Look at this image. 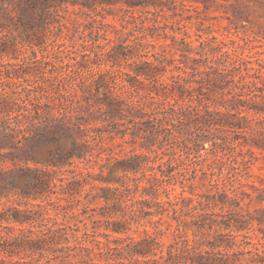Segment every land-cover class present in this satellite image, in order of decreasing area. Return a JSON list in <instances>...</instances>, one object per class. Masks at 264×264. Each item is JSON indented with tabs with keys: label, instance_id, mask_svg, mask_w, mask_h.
<instances>
[{
	"label": "trees",
	"instance_id": "1",
	"mask_svg": "<svg viewBox=\"0 0 264 264\" xmlns=\"http://www.w3.org/2000/svg\"><path fill=\"white\" fill-rule=\"evenodd\" d=\"M218 1L0 0V264H264V206L249 210L253 199L264 202V179L250 184L251 191L234 185L246 174L252 148L264 151V63L252 66L215 36L201 38L195 47L200 57H193L184 36L177 40L157 33L160 26L144 27L141 14L127 21L140 32L131 43L133 33L110 29L89 12L81 59L58 66L35 51L46 50L53 28H67L61 11L68 2L87 11L101 6L127 13L174 11L195 2L230 10L234 22L250 11L264 16V0ZM160 35L172 39L180 58L149 55L155 43L147 38ZM89 44L98 51L87 50ZM22 46L29 54L19 58ZM101 63L109 68L93 70ZM126 136L156 154L115 156L109 141ZM184 153L192 155L190 174L177 168ZM6 161L12 166H2ZM76 161L98 165L97 178L118 186L111 195L90 197L93 186L82 191L92 174L83 177L71 168ZM197 172L208 177L213 194L152 204L136 198L139 189L156 198L160 189L173 181L183 186ZM12 195L38 202L4 206L2 199ZM97 197L104 201L99 218L89 207ZM11 222L29 227L9 235L3 229L11 227L3 224ZM167 230L171 241L165 243ZM111 233L126 236L110 239Z\"/></svg>",
	"mask_w": 264,
	"mask_h": 264
},
{
	"label": "rangeland",
	"instance_id": "2",
	"mask_svg": "<svg viewBox=\"0 0 264 264\" xmlns=\"http://www.w3.org/2000/svg\"><path fill=\"white\" fill-rule=\"evenodd\" d=\"M218 2L224 3L225 1L219 0ZM156 9L158 8L150 7V10L152 11H155ZM89 12L90 14H95L96 19H100L103 22L109 24L111 26L110 29H122L125 34L128 32L133 33L129 36V43H131L132 39L139 36L140 32L134 30V24L128 23L127 21H130L131 14L135 16L141 14L142 17H147V19L143 23L144 27H150L152 25L160 26L157 29V33L166 31L168 35H174L177 40L180 39V37L184 36L185 39L190 42V47L193 48V51L189 53V55L193 57H200L198 54H196L195 47L197 46L198 41L201 38L210 39L212 36H215L217 40H221L227 43L230 48L236 49V52L242 57L252 60V66L257 67L258 62L264 63V16H261V14L258 12L250 11L249 13H246L248 20L244 19L238 22H234L232 21L233 17L231 16L230 10L225 13L224 9L216 4L210 6L207 9H204L201 4H197L195 2L186 3V6L184 8L181 6H177L174 11L167 10V8L164 7L161 11L156 13H147L144 10L140 11V9H131L127 13L123 8L120 9L119 7H106V9H103L101 6H97L93 11H87L78 2H68L66 4L65 10L61 11V14L63 15L62 22L67 25V28H63L60 31L53 28L52 32L48 34L46 40V50L42 52L41 46H35L37 56L40 57L42 54L48 55V57L54 60L56 65L58 66L64 65V63L74 62L75 59H81V54L83 53V48L81 47V43L83 42V33H81V30L83 28V23H85L88 19L87 13ZM227 16H231L232 19L229 20ZM122 25H125V27L122 28ZM184 32H186V34H184ZM12 33L16 34L14 30L12 31ZM198 35H200L201 37L198 38ZM123 36L125 35L123 34ZM108 39L110 40L109 45H113L114 43H116V38L113 32H109ZM147 39L148 41L155 43V48H149V55L150 53L157 51L164 53L166 56L173 55L175 58H180V51L175 50V48L171 46L172 39L170 37L163 38L162 35H160L155 36L154 38L148 37ZM104 42L106 41H101V43ZM230 42L233 43L231 44ZM87 50L94 53V51H98V48L92 46V44H89ZM27 54H29L28 47L22 46L18 52V57L20 58ZM149 58L153 59L152 56H149ZM13 61L14 60L11 59V62ZM92 67L93 70H106L109 68L108 65L103 63L99 65L93 64ZM121 69L124 71H128V68L125 66V64L121 67ZM127 140H129V136H126L124 139L116 137L112 141H109V144L113 147L115 156L127 157L136 153L145 154L152 158L156 154L154 151H150L144 146H141L139 142L130 144ZM252 150L254 151V153L252 155L253 157L251 158V162L249 163V167L245 171L246 174L244 176L238 177L234 181L235 186L240 185V183L244 184V188L247 191H251L249 186L250 184L259 186L260 180L262 178L264 179V151L256 147H253ZM157 154L160 155V150L157 151ZM102 156L105 155L103 154ZM191 156L192 155L187 156L186 153H184L183 155L178 157V170L190 174V171L194 167V165L191 164ZM166 158L167 156L164 155L161 161L165 160ZM10 165L12 166V163H10L9 161H6L2 164V166L5 167ZM154 165H156V163H154ZM206 165V161L199 160L198 167L206 169ZM71 168H75L76 171L82 172L83 177H86L88 172L92 174L93 178H89V183H86L84 185L82 191L85 192L91 186H93L90 197L94 195H102L103 193L105 195H111L110 190L118 186V184L114 181L99 180L97 178L96 174L99 172L98 165H95L94 168H87L85 162L76 161L75 165ZM176 171L177 169H175L173 172ZM104 173H106V170ZM120 174L121 171H118L117 175ZM210 183L211 182H209L208 177H203L200 172H197L196 177L183 184V186L179 182L173 181L168 185V187H166V191H164V189H160L156 198H153L154 196L152 195L141 194V189H139L136 193V198L147 199L151 202V204L155 200L160 202H164L167 200L173 201L179 196L190 197L194 201H196L200 198V196L204 197L207 194H213L215 192V188L212 187ZM141 184L144 185L145 183L142 182ZM102 187H108L110 189H106L103 192ZM229 191L230 190H228V192ZM245 201H247V199ZM2 202L4 206H16L24 208L25 206L29 207L31 205H34L38 201H27V199L12 195L9 198H3ZM103 205L104 201L101 197L95 198L93 202L89 203V207L95 208V211L90 212L94 213L96 218H99L100 216L98 213L102 210ZM261 206H264V202L258 203L255 202V199H253V201L249 204V210L254 213V209ZM243 207L246 208V205L243 204ZM3 225L11 227V229H8L7 227L6 229H3V231H7L9 235L18 234L20 228L29 227L27 224L19 225L13 222L9 224L4 223ZM143 227L144 226H140L139 230H141ZM256 227L257 225L254 224L255 229ZM145 228L151 229L148 225L145 226ZM98 231H104L102 226L98 228ZM254 233L260 235L257 229L254 231ZM129 235L136 236L137 233L130 231ZM125 236L126 234L111 233L109 238L112 239L114 237ZM98 238L104 240L103 236H99ZM161 240L165 243L171 241V231L167 230L161 237ZM255 240L256 239H254V241Z\"/></svg>",
	"mask_w": 264,
	"mask_h": 264
}]
</instances>
